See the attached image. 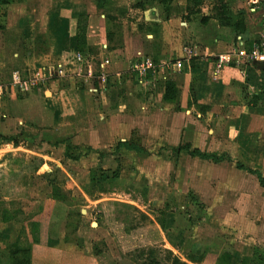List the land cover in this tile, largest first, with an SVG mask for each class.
<instances>
[{
    "label": "rangeland",
    "instance_id": "obj_1",
    "mask_svg": "<svg viewBox=\"0 0 264 264\" xmlns=\"http://www.w3.org/2000/svg\"><path fill=\"white\" fill-rule=\"evenodd\" d=\"M154 1L0 5V80L6 92L0 119L17 118L14 132L0 135V261L5 251L45 241L84 254L85 264H142L151 250L161 264H174V258L185 264H264V187L253 172L264 179L263 88L257 111L246 108L223 118L194 103L180 116L179 97L152 104L151 75L139 82L130 73L139 55L153 57L149 44L129 64L100 66L109 56L102 42L115 49L126 34L142 32L143 11ZM176 13L181 19L178 8ZM78 15L85 16L89 34L83 53L56 46L55 31L66 25L72 33ZM199 21L190 24L193 31ZM173 24L160 29L158 40L175 32L183 46L189 32L178 33L182 27ZM197 29L203 37L209 28ZM64 35L71 45V34ZM146 40L139 36V42ZM58 63L63 71L56 73ZM41 65L52 66L55 75L31 90L8 84L13 69ZM249 70L264 73V66ZM129 75L134 96L125 100L122 78ZM120 138L141 150L116 148ZM195 148L224 159L202 158L191 152Z\"/></svg>",
    "mask_w": 264,
    "mask_h": 264
},
{
    "label": "crops",
    "instance_id": "obj_2",
    "mask_svg": "<svg viewBox=\"0 0 264 264\" xmlns=\"http://www.w3.org/2000/svg\"><path fill=\"white\" fill-rule=\"evenodd\" d=\"M214 1L215 0H208L206 3L205 0H201L198 9L199 11L188 13V10L186 9L187 0H172L168 10H165L163 5L155 0L154 6L143 11V16L146 22H144L143 27L140 28L142 32H138L135 29V31H137L136 33L133 32V34H126L123 36L124 40L123 43L120 44L121 47H116L115 49H112L111 46V49L109 50V45L106 42H102V46L103 44L106 45L104 51L109 55L106 57L112 64L123 66L136 59L138 53H143L140 49L146 50L145 46H148L149 44L150 49L152 47V50L154 51L153 57L151 58L155 63L165 60L174 61L181 59L183 64L180 69H177L174 66L159 67L157 64V68H155L153 72H149L151 76L148 80V85L156 88V94L154 92V96H151V98H153L152 104H157L161 98L164 102H169L170 100L175 102L178 100L177 97H179L181 108L179 107V112L175 113L180 116H182L184 114L182 112L187 111V109L192 111L193 108L191 107H194V103L209 106L208 111L205 112L206 114L213 115L215 112L216 115L221 114L223 118L232 116L237 110L238 112L241 111L243 113V109L246 108L245 112L257 111L255 109H259L258 106L260 103L257 100L258 97L256 95H258V91H261L262 88V91H264V73H255V71H251L249 68L250 66H264V63L246 62L243 56H239L235 52L240 48H248L251 42L258 37V34L262 29L264 1L256 12H250L245 0H225L231 14L233 15V20L240 17L243 18L245 29L241 33H235L233 28L220 23L213 13ZM177 8L181 14L179 15L183 19H180L179 16L176 15ZM172 11L173 13H169ZM197 19L200 20L198 27L204 26L209 28L202 31V34L204 35L203 37L201 33L196 34L195 32L200 30H196V28H198L196 27L197 24L194 26L195 31L190 28V24L196 23ZM154 23L159 26L156 33L145 31V25ZM170 23H174V27L176 23L179 24V28L182 27L177 31L178 33L179 31L184 32V30H186V33L189 32L185 38V41L187 42L183 46H179V38L174 40L173 35L177 34L175 32H171L166 38L162 34L163 39L161 41L158 40L161 32L160 29H164L165 25ZM63 27H60L59 30L55 29V36L58 40L56 46H76L75 38L73 37L75 29L71 33L66 30V25H63ZM174 30L175 29L173 28V31ZM66 33H69V35L71 34L69 37L72 41L71 45L70 41H66L64 35ZM141 34L147 39L145 43L138 41ZM88 35L89 34L86 35L87 39ZM155 40L159 41V46ZM33 41H36V37ZM152 41L153 44L156 43L157 46L153 47L151 44ZM184 46H196L195 50L198 56L187 59L183 52ZM222 53H230V61L223 66L217 76H212L214 62L217 59L218 54ZM147 56L150 57L149 55ZM114 75L119 76L121 74L117 71ZM129 76L131 78H122L125 82L123 86V89L125 90L123 91L122 97H125V100L134 96L131 88L129 89L133 77L132 75ZM123 80H120V82H123ZM167 80L174 82L176 93L172 98L176 97L175 99L164 97L165 82ZM54 98L56 97L52 92L50 99L53 100ZM241 98L245 102H241L242 106L240 107L241 110H239ZM255 99L256 101L254 103L253 100ZM172 102L169 103L171 104ZM169 103H165V105ZM117 106L126 107V101H118ZM159 108H162V106ZM4 113L6 112H3V114ZM16 119L17 118H15V120L11 119L9 116L4 120L0 119L1 136L3 135V137H6L11 135L8 133L14 132ZM177 130L181 129L177 127L176 131ZM49 135L50 133L48 136ZM178 135V138L180 139L179 132ZM179 139H177V144L180 142ZM194 139H196V136L192 137L193 142L196 141ZM119 140L124 141V139L121 138ZM26 249L27 253L25 252V254L27 255H25V257L27 258V261L22 264H85V260L88 259L82 253H72L68 250L61 249L58 246L55 247L52 244L48 245L45 241H32L31 245ZM10 253L8 255L6 251L4 252L0 264H13Z\"/></svg>",
    "mask_w": 264,
    "mask_h": 264
},
{
    "label": "built area",
    "instance_id": "obj_3",
    "mask_svg": "<svg viewBox=\"0 0 264 264\" xmlns=\"http://www.w3.org/2000/svg\"><path fill=\"white\" fill-rule=\"evenodd\" d=\"M264 0H245L247 4V8L250 12H256L260 7ZM103 48L106 49V45L103 44ZM196 46H184L183 52L185 53V57L187 59L192 58L194 56H198L196 50ZM239 56H243L246 62H259L264 63V15L262 22V29L258 34V37L253 40L248 46V48H240L235 52ZM230 53H222L218 54L217 59L214 62V67L212 69V76H217L222 70L223 66L230 61L229 57ZM109 59L104 57L102 62L100 63L101 67L106 66L109 63ZM130 73H136L139 76V82H143V79L147 76V73L150 71H154L155 67L158 66H174L177 69L182 67V60L177 59L174 61L165 60L162 62L155 63V61L148 56H141L139 58L130 63ZM52 66H43L41 65L38 68L33 70L26 69H18L15 68L9 73V81L8 84L15 89L25 91L31 90L34 87L44 82V79L55 75L53 73ZM57 72L63 71L61 68V64H56ZM102 80L104 79V75H101ZM5 83L0 80V99L5 95Z\"/></svg>",
    "mask_w": 264,
    "mask_h": 264
},
{
    "label": "trees",
    "instance_id": "obj_4",
    "mask_svg": "<svg viewBox=\"0 0 264 264\" xmlns=\"http://www.w3.org/2000/svg\"><path fill=\"white\" fill-rule=\"evenodd\" d=\"M11 0H0V5L6 4L8 2H10ZM159 3H161L164 7L165 10H168L170 8V3L172 0H157ZM201 3V0H187L186 2V9L188 10V13H195L197 11H199V5ZM213 13L215 15V17H217V19L220 21V23L222 25L225 26H229L231 28H233V31L235 33H241L242 31H244L245 27H244V22H243V18L240 17L238 19L233 20V15L231 14L229 7L227 6L225 0H216L214 3V8H213ZM143 25L140 26V28H142ZM158 24H147L145 25V31H149L151 33H156L158 31ZM75 43H76V49L79 53H83L85 50V47L87 45V38H86V19L84 15H78L77 17V21H76V28H75ZM176 93V89H175V85L174 82L167 80L165 82V89H164V97L165 98H172ZM254 103L256 101L253 100ZM140 146V145H139ZM133 144L132 142L129 141H117L116 144V148L118 147H124L127 149H134V150H138L140 151V147ZM180 147V146H179ZM184 147L186 149H189V145H184L181 146ZM191 152L193 154H197L202 158L205 159H209L213 162H218L224 159L223 154H217V153H202L201 151H199L198 149H193L191 150ZM228 158V156H227ZM238 167L240 168L241 165H238ZM256 173L258 180L260 181V184L264 187V179L263 177L260 175L259 172L257 171H253ZM11 253V258L13 260V264H22L25 263L27 261V258H21L19 259V257L17 256V254H19V252H21L22 254H25V252L27 253V249H20V248H16L14 250L10 251ZM153 255H149L147 258H144L142 262V264H161V262L159 260H157L156 256H155V251L151 250L150 251ZM18 257V258H16ZM174 264H185L184 262H179L178 259L174 258L173 260Z\"/></svg>",
    "mask_w": 264,
    "mask_h": 264
}]
</instances>
